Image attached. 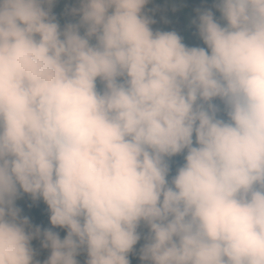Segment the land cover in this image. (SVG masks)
Listing matches in <instances>:
<instances>
[{
	"label": "clouds",
	"instance_id": "9594fccd",
	"mask_svg": "<svg viewBox=\"0 0 264 264\" xmlns=\"http://www.w3.org/2000/svg\"><path fill=\"white\" fill-rule=\"evenodd\" d=\"M55 2L0 0V264H38L34 239L44 264H130L142 225V264H264V0L198 9L206 47L154 31L150 0L63 27Z\"/></svg>",
	"mask_w": 264,
	"mask_h": 264
},
{
	"label": "trees",
	"instance_id": "16d2710c",
	"mask_svg": "<svg viewBox=\"0 0 264 264\" xmlns=\"http://www.w3.org/2000/svg\"><path fill=\"white\" fill-rule=\"evenodd\" d=\"M216 0H192L189 5L185 3L180 9L175 7L169 0H150V3L146 7V14L149 15L155 23L152 25L153 30L160 31H175L176 26H183V23H188L193 20L191 15L197 17V10L211 9L214 15L219 18L220 13L216 11L214 4ZM80 6L79 0H56L53 5V15L56 16L57 21L61 27L68 23L78 22L79 17L72 14V10ZM187 9V10H186ZM197 20V19H196ZM194 24V23H193ZM158 29H156V27ZM192 43H195L197 47H206L203 45L202 40L199 37L198 29L196 25L192 26ZM98 83V87H99ZM184 163L183 156H177L170 161L171 176L175 175L176 170ZM17 207L21 209L22 217H28L33 227H40L43 229L51 228L54 232H57L61 239H64L67 235V230L59 227H53L50 223V211L43 200L33 201L32 198L23 194L16 202ZM142 235V239L135 246L133 251L129 253L130 264H142L140 260V248L145 243L144 236L147 235L148 229L144 228L139 230ZM32 247L35 251L34 260L38 264H44L51 254V249H45L42 246L40 239H34L32 241ZM78 264H86L87 254L85 251L77 256Z\"/></svg>",
	"mask_w": 264,
	"mask_h": 264
},
{
	"label": "rangeland",
	"instance_id": "374dc122",
	"mask_svg": "<svg viewBox=\"0 0 264 264\" xmlns=\"http://www.w3.org/2000/svg\"><path fill=\"white\" fill-rule=\"evenodd\" d=\"M175 7H177L178 9H180L182 7V5L185 3L186 5H189L192 0H169ZM187 10V9H186ZM191 19H193L190 22L183 23V26H176L175 27V32H177L181 37L183 42L189 46V47H197L195 43H192V35H191V30L189 28L192 29V26H194L193 21L197 19V17H194L191 15L190 17ZM156 27V26H155ZM156 29H158L156 27ZM218 103V102H217ZM144 228H147L146 226L142 225L141 228L139 230H142Z\"/></svg>",
	"mask_w": 264,
	"mask_h": 264
}]
</instances>
